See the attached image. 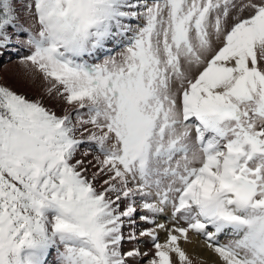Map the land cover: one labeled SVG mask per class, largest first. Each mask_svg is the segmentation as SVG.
Returning <instances> with one entry per match:
<instances>
[{
    "label": "snow or ice",
    "instance_id": "obj_1",
    "mask_svg": "<svg viewBox=\"0 0 264 264\" xmlns=\"http://www.w3.org/2000/svg\"><path fill=\"white\" fill-rule=\"evenodd\" d=\"M21 49L0 264H264V0H0Z\"/></svg>",
    "mask_w": 264,
    "mask_h": 264
},
{
    "label": "rangeland",
    "instance_id": "obj_2",
    "mask_svg": "<svg viewBox=\"0 0 264 264\" xmlns=\"http://www.w3.org/2000/svg\"><path fill=\"white\" fill-rule=\"evenodd\" d=\"M27 54V51L24 49H21L20 53L17 55L10 56L6 54L3 59L0 60V75L3 76V83L18 92L26 93L29 98H36L39 94V92H36L38 88L30 86V81L27 83L25 82L24 69L18 64L19 58ZM125 248H129V246Z\"/></svg>",
    "mask_w": 264,
    "mask_h": 264
},
{
    "label": "bare ground",
    "instance_id": "obj_3",
    "mask_svg": "<svg viewBox=\"0 0 264 264\" xmlns=\"http://www.w3.org/2000/svg\"><path fill=\"white\" fill-rule=\"evenodd\" d=\"M143 226V225H142ZM161 239H163V234H161ZM195 239V238H194ZM130 247L129 244H125V247ZM190 256L194 259V264H199V262L211 259V253L205 250L202 243H194L191 245H185Z\"/></svg>",
    "mask_w": 264,
    "mask_h": 264
},
{
    "label": "crops",
    "instance_id": "obj_4",
    "mask_svg": "<svg viewBox=\"0 0 264 264\" xmlns=\"http://www.w3.org/2000/svg\"><path fill=\"white\" fill-rule=\"evenodd\" d=\"M38 90V89H37ZM36 92H38V91H36Z\"/></svg>",
    "mask_w": 264,
    "mask_h": 264
}]
</instances>
